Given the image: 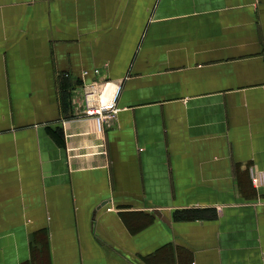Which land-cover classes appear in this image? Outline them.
Instances as JSON below:
<instances>
[{
  "label": "crops",
  "instance_id": "crops-1",
  "mask_svg": "<svg viewBox=\"0 0 264 264\" xmlns=\"http://www.w3.org/2000/svg\"><path fill=\"white\" fill-rule=\"evenodd\" d=\"M0 264H264V0H0Z\"/></svg>",
  "mask_w": 264,
  "mask_h": 264
},
{
  "label": "built area",
  "instance_id": "built-area-1",
  "mask_svg": "<svg viewBox=\"0 0 264 264\" xmlns=\"http://www.w3.org/2000/svg\"><path fill=\"white\" fill-rule=\"evenodd\" d=\"M110 84L115 86L113 93L109 95V98L105 96V89ZM121 84H115L112 82H91L85 84L81 90V97L75 99L77 106L81 114L85 117L98 119L101 122H115L117 119V98L120 92ZM76 106V107H77ZM252 179L254 183L260 184L262 181V175L258 172H252Z\"/></svg>",
  "mask_w": 264,
  "mask_h": 264
},
{
  "label": "trees",
  "instance_id": "trees-1",
  "mask_svg": "<svg viewBox=\"0 0 264 264\" xmlns=\"http://www.w3.org/2000/svg\"><path fill=\"white\" fill-rule=\"evenodd\" d=\"M68 97H69V93L68 91L65 89V91H63V94H62V103H63V106L67 107L68 105ZM193 210H187L186 212L188 213H191ZM193 213H196V215H198V211L197 212H193ZM187 214V213H186Z\"/></svg>",
  "mask_w": 264,
  "mask_h": 264
},
{
  "label": "rangeland",
  "instance_id": "rangeland-1",
  "mask_svg": "<svg viewBox=\"0 0 264 264\" xmlns=\"http://www.w3.org/2000/svg\"><path fill=\"white\" fill-rule=\"evenodd\" d=\"M113 90L114 89L112 87L108 86L107 91H105V95L107 98H109V95H111L113 93L112 92Z\"/></svg>",
  "mask_w": 264,
  "mask_h": 264
},
{
  "label": "bare ground",
  "instance_id": "bare-ground-1",
  "mask_svg": "<svg viewBox=\"0 0 264 264\" xmlns=\"http://www.w3.org/2000/svg\"><path fill=\"white\" fill-rule=\"evenodd\" d=\"M110 86V85H109ZM110 87H112L113 89H115V86H110ZM107 88L108 87H106V89H105V91H107ZM113 92V91H112ZM106 96V95H105Z\"/></svg>",
  "mask_w": 264,
  "mask_h": 264
}]
</instances>
